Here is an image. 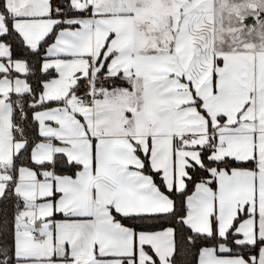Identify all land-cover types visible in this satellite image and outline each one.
<instances>
[{"label": "snow or ice", "instance_id": "obj_1", "mask_svg": "<svg viewBox=\"0 0 264 264\" xmlns=\"http://www.w3.org/2000/svg\"><path fill=\"white\" fill-rule=\"evenodd\" d=\"M0 264H264V0H0Z\"/></svg>", "mask_w": 264, "mask_h": 264}]
</instances>
